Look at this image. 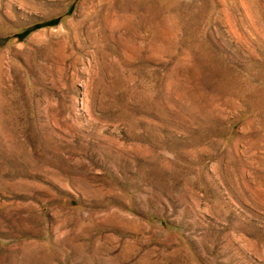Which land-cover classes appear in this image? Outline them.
<instances>
[{
    "label": "rangeland",
    "instance_id": "1",
    "mask_svg": "<svg viewBox=\"0 0 264 264\" xmlns=\"http://www.w3.org/2000/svg\"><path fill=\"white\" fill-rule=\"evenodd\" d=\"M0 264H264V0H0Z\"/></svg>",
    "mask_w": 264,
    "mask_h": 264
}]
</instances>
